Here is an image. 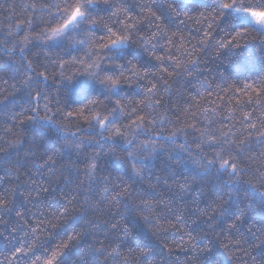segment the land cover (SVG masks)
I'll use <instances>...</instances> for the list:
<instances>
[{
    "label": "snow or ice",
    "instance_id": "snow-or-ice-1",
    "mask_svg": "<svg viewBox=\"0 0 264 264\" xmlns=\"http://www.w3.org/2000/svg\"><path fill=\"white\" fill-rule=\"evenodd\" d=\"M214 10L243 29L221 48L264 37V0H0V264H72L80 237L49 244L46 232L50 184L66 168L85 203L101 209L131 196L129 177L157 193L137 197L138 223L123 212L93 221V264H175L177 248L190 251L183 264H264V72L185 90ZM109 49L116 71L99 79L101 91L97 53ZM133 80L141 87L129 95ZM107 157L125 172H105ZM161 184L176 197L200 187L188 205ZM245 187L246 206L229 208ZM253 207L259 218L245 224Z\"/></svg>",
    "mask_w": 264,
    "mask_h": 264
},
{
    "label": "clouds",
    "instance_id": "clouds-1",
    "mask_svg": "<svg viewBox=\"0 0 264 264\" xmlns=\"http://www.w3.org/2000/svg\"><path fill=\"white\" fill-rule=\"evenodd\" d=\"M228 3H236L243 7H255L261 0H227ZM208 21L211 22L212 28L209 29L211 34V41L207 48H203L201 51H197L195 55L199 56V61L192 64L187 68L185 76H190V79L185 81V90H192V85L197 84L200 88H204L207 83L211 82L215 84L217 81H226L229 78L240 79L248 75L258 76L264 72V37H258L255 34L248 33L240 41V47L229 46L227 49L220 47L221 41H226L230 38V35L234 31H243L238 25L230 24L225 19V14L220 13L219 10H214L205 14ZM197 33L200 32L199 28H196ZM190 45L193 47L198 46V41H190ZM75 51V49H73ZM111 49L107 53H97L99 56V78L95 85L101 91L103 86L99 83V79H102L106 75H115V69L108 67L110 63H115L111 57ZM138 59L142 60V63L151 67V61L143 60L141 54H135ZM171 67V66H170ZM181 79H184L182 77ZM81 82H84L81 80ZM127 83L135 84V81H125ZM141 85L135 84L132 88L125 87V91L129 94H136L139 92ZM122 150V149H121ZM76 160V157H72ZM106 167L105 172L111 171L113 168H117V165L113 163L111 157H107L103 162ZM167 167V165H165ZM117 170L121 173L125 172L124 167H118ZM154 173L160 174V168L156 167L152 170ZM186 171V168L178 169V175L175 177L179 180V173ZM78 174L72 168H66L64 172L56 177L54 182L50 184V187L54 189L48 193L46 199L53 200L52 214L48 217V223L46 224V232L51 234L52 239L48 240L49 244L55 240L70 234H75L80 237L76 242L75 247L71 250L66 259L70 260L72 264H93L94 257L89 255L88 249L90 244H93L95 238L94 223L97 217L103 216L111 222L113 219H117L121 212L129 219L130 223H138L141 209L139 207V200L137 197L140 194L147 193L151 196H157L156 192H148V190L142 187L140 181L135 177H129L135 184L134 188H130L129 192L131 196L127 200H121L111 206H105L103 209L98 208L95 204L85 203L82 195H80L75 188V181ZM212 191H215V186L211 185ZM200 185L194 184L193 187L182 194L181 197L174 196V188L165 187L163 184L160 186V191L165 193V197H171L176 199L177 204L190 205L193 195L199 190ZM69 189L71 191L69 192ZM243 189H247L246 187ZM61 193L66 194L65 199H58ZM206 203V201L204 202ZM232 200L228 201V207L231 208ZM203 206V204L201 205ZM253 209H249V215L245 221L248 223L253 218ZM242 230V228H241ZM208 259V257H204ZM100 264H104V258H101ZM175 264H181L179 260L175 261Z\"/></svg>",
    "mask_w": 264,
    "mask_h": 264
},
{
    "label": "trees",
    "instance_id": "trees-1",
    "mask_svg": "<svg viewBox=\"0 0 264 264\" xmlns=\"http://www.w3.org/2000/svg\"><path fill=\"white\" fill-rule=\"evenodd\" d=\"M8 13H0V20H3L4 16H7ZM17 15H19V10L17 9ZM16 17L14 16L13 19H15ZM5 24H7V21H4ZM135 51V54H141L143 56V53L140 52L139 50H134ZM143 60H147L146 57H143ZM85 82H81V84H84ZM2 175V174H0ZM26 178V177H25ZM3 185H0V187H2ZM54 187V185L52 186ZM52 187L49 189L50 191L52 190ZM253 195V193L248 190V189H240L236 195H234L231 200H232V205H231V208L232 209H236L237 207H244L246 206L247 204V197L248 196H251ZM253 209V216H256L257 218L258 215H257V212L255 210V207L251 208ZM250 223V221H249ZM241 228H242V231L247 233V227L246 225L242 224L241 225ZM219 230V229H217ZM213 250L216 254H219V255H223V253L220 252L218 246H216L215 244H213ZM190 254V251L185 249L183 251H181L179 248L177 249H174V254L172 255L171 257V260L173 261H176V260H179L181 262V264H183V262L185 261L186 257ZM225 264H227V259L225 257Z\"/></svg>",
    "mask_w": 264,
    "mask_h": 264
}]
</instances>
